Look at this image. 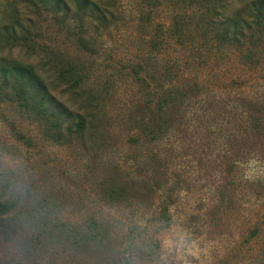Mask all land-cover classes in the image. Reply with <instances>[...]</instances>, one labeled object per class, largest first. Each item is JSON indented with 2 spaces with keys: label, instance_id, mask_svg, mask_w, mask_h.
<instances>
[{
  "label": "rangeland",
  "instance_id": "obj_1",
  "mask_svg": "<svg viewBox=\"0 0 264 264\" xmlns=\"http://www.w3.org/2000/svg\"><path fill=\"white\" fill-rule=\"evenodd\" d=\"M247 1L237 42L199 28L150 56L136 0L104 31L69 0H0V264H264V16ZM156 78L183 96L152 138Z\"/></svg>",
  "mask_w": 264,
  "mask_h": 264
},
{
  "label": "trees",
  "instance_id": "obj_2",
  "mask_svg": "<svg viewBox=\"0 0 264 264\" xmlns=\"http://www.w3.org/2000/svg\"><path fill=\"white\" fill-rule=\"evenodd\" d=\"M73 6L74 15L79 18V24L82 29L93 26L97 31H104L108 29L114 22L121 20L124 14L121 0H69ZM261 0L251 1L249 3V10L256 18L264 16V4ZM57 5L63 4L68 7V0H54ZM233 3H248L247 0H136V4L132 9L131 23L139 33L143 43L149 49V55L160 54L170 43L177 42L179 44L187 43L190 34L199 31V28L204 30L203 36L211 34L215 30L220 31V40L230 44L237 42L238 37L242 34L243 25L249 22L248 18L244 17L242 13L245 11L244 7L234 11L229 15L230 6ZM168 14L165 20L156 21L161 12ZM87 26H86V25ZM195 40V39H194ZM192 40V43L194 42ZM207 43L206 41H204ZM191 43V44H192ZM137 77L140 78L138 72ZM163 80V76H161ZM146 88H151V83L147 80H142ZM160 79H155L154 84L156 95L160 92L155 108L150 106L152 120L149 125L140 122L139 128L141 133L146 136L157 138L161 131L160 124L164 121L166 114L170 111L169 101L179 102L183 96L177 90L165 92L163 86L159 85ZM166 84V83H165ZM164 91V92H163ZM163 92V93H162ZM162 93V95H161ZM152 94V93H149ZM45 95L41 97L39 103L44 105ZM150 103L148 102V106ZM153 122V125H152ZM74 126L78 131L84 129V123L77 121ZM137 138V137H136ZM1 210L6 209L5 205H0Z\"/></svg>",
  "mask_w": 264,
  "mask_h": 264
}]
</instances>
